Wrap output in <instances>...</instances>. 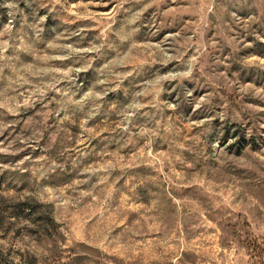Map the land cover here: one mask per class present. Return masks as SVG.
Listing matches in <instances>:
<instances>
[{"label": "rangeland", "instance_id": "374dc122", "mask_svg": "<svg viewBox=\"0 0 264 264\" xmlns=\"http://www.w3.org/2000/svg\"><path fill=\"white\" fill-rule=\"evenodd\" d=\"M264 264V0H0V264Z\"/></svg>", "mask_w": 264, "mask_h": 264}, {"label": "trees", "instance_id": "16d2710c", "mask_svg": "<svg viewBox=\"0 0 264 264\" xmlns=\"http://www.w3.org/2000/svg\"><path fill=\"white\" fill-rule=\"evenodd\" d=\"M28 264H39V263L37 262L36 257L31 256V258L28 261Z\"/></svg>", "mask_w": 264, "mask_h": 264}]
</instances>
